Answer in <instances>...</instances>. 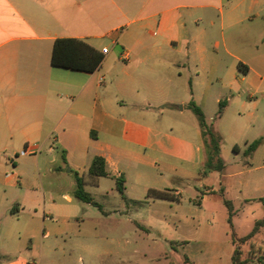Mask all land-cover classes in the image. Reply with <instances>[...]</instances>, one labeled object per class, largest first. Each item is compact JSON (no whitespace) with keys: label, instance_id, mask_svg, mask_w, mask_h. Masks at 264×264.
<instances>
[{"label":"crops","instance_id":"1","mask_svg":"<svg viewBox=\"0 0 264 264\" xmlns=\"http://www.w3.org/2000/svg\"><path fill=\"white\" fill-rule=\"evenodd\" d=\"M60 37L102 52L99 67L52 65ZM210 93L223 104L221 115L209 118L222 137L221 158L226 147L245 158L217 177L247 188L264 167L254 163L264 154V0H0L1 264H76L78 252L86 264L98 261L102 232L76 225L74 196L76 173L85 185L100 183L88 173L96 155L117 192L115 179L122 181L123 198L132 177L142 197L162 186L180 202L182 188L170 182L215 171L204 172L199 124L165 108L181 112L193 101L201 109ZM220 246L209 264H231V237ZM186 259L180 264H195Z\"/></svg>","mask_w":264,"mask_h":264},{"label":"rangeland","instance_id":"2","mask_svg":"<svg viewBox=\"0 0 264 264\" xmlns=\"http://www.w3.org/2000/svg\"><path fill=\"white\" fill-rule=\"evenodd\" d=\"M105 46L111 49L108 41H105ZM213 95L210 93L201 106L204 122L210 129L213 120L209 118L215 116L219 107L218 103L212 101ZM197 97L200 99V94L197 93ZM177 109L178 106L165 108V112L174 113L181 120L194 125L198 124L190 108L185 106L181 112ZM198 140H201L199 134ZM226 150L227 154L223 157L227 176L232 170L240 168L245 158L242 153L235 156L231 147H226ZM256 160L255 165L262 166L264 154L258 162ZM68 170L69 167H66ZM73 171L78 170L74 167L70 174ZM193 174L189 183L178 185L174 181L170 182L173 187L182 188L180 202L172 203L152 199L155 200L153 203L151 199L142 197L143 193L131 186L132 177L127 193L142 197L140 204L129 199L127 193H124L126 198H123L114 189L113 179L101 177L98 186L85 185V191L97 205L75 201L78 206L76 225L81 224L88 230L97 227L102 232V240L98 241V245L102 247L103 253L93 264H180L181 257L187 262L186 256L193 257L195 264H209L208 260L216 249L222 247L220 245L230 244L231 227L240 238L250 233L256 223L264 219V167L255 172L247 188L234 179L229 180L230 177H217L220 175L216 171L210 172L208 176H196V172ZM150 181L152 185L163 183ZM211 186L212 191L209 190ZM138 187L141 189V186ZM157 187L162 189V186ZM244 194L256 198L244 201ZM223 198L229 201L232 208L231 224L227 221L228 208L222 202ZM2 223L4 227L6 222ZM257 229L255 236L239 244L240 258L246 260V264H259L258 260L264 257V225H258ZM116 251L120 253L115 254ZM79 255L81 258L76 264H86V258L79 252L75 258ZM6 260L7 256L3 251L0 252V264Z\"/></svg>","mask_w":264,"mask_h":264},{"label":"trees","instance_id":"3","mask_svg":"<svg viewBox=\"0 0 264 264\" xmlns=\"http://www.w3.org/2000/svg\"><path fill=\"white\" fill-rule=\"evenodd\" d=\"M103 60V53L99 50L93 48L91 45L85 41L72 37H60L56 38L52 45L50 62L54 66L68 68L72 70L92 72L96 70L101 61ZM190 109L196 115L198 124L200 127V133L202 137V149H203V168L204 172L206 171H220L224 168V161L221 158L219 151L220 145L222 142V137L215 133L212 129L208 128L204 122V116L201 109L193 101L189 103ZM223 110V104L219 103L217 110V116L221 115ZM260 139L253 140L245 148V155L250 154L259 144ZM236 145L233 146V149H236ZM88 173L93 179V184L98 177L109 176L108 171L106 170L105 159L102 156L96 155L92 158L91 163L88 168ZM75 189L74 196L84 202L92 203L97 205L93 200L91 195L85 191L84 185L85 180L82 176L75 174ZM115 187L118 192L123 196L124 186L122 181L119 178L115 179ZM146 198H155V199H165L172 202H178L179 198L170 188L164 189H154L149 188L146 192ZM262 199V198H261ZM224 205L228 208V218L227 221L229 224L232 208L229 206L230 203L227 199L223 198ZM258 225H264V219L256 223L255 227L250 233L245 236L238 238L231 227L230 237L233 243V252L231 254V264H246V260L240 258V249L239 244L245 243L252 235L257 231ZM239 242V243H237ZM259 264H264V257L262 260H258Z\"/></svg>","mask_w":264,"mask_h":264},{"label":"built area","instance_id":"4","mask_svg":"<svg viewBox=\"0 0 264 264\" xmlns=\"http://www.w3.org/2000/svg\"><path fill=\"white\" fill-rule=\"evenodd\" d=\"M103 52H106V48H103ZM23 152V151H22Z\"/></svg>","mask_w":264,"mask_h":264}]
</instances>
